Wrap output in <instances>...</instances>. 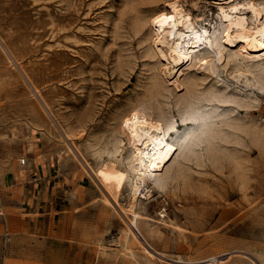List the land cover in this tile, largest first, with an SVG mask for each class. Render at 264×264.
<instances>
[{
  "label": "rangeland",
  "instance_id": "obj_1",
  "mask_svg": "<svg viewBox=\"0 0 264 264\" xmlns=\"http://www.w3.org/2000/svg\"><path fill=\"white\" fill-rule=\"evenodd\" d=\"M166 1L170 0H0V264H134L96 250L97 245L118 250L125 221L102 212L95 184L66 159L63 146L45 130L49 125L37 117L21 78L26 80V75L39 89L36 94L29 86L35 95L32 101L42 107L46 102L45 118L69 145L79 140L64 136V130L101 127L137 99L151 114L159 104L171 116L176 129L171 137L185 133L194 123L174 105L177 93L143 95L146 79L140 74L138 37L127 36L128 19L115 40L110 23L101 20L114 18L124 4L151 11L162 9ZM179 1L211 29L217 11L213 0ZM121 48H130L137 57L125 74L119 71ZM127 52H122V60H127ZM224 71L219 81L199 74L202 83L194 88L195 103L202 105L217 133L215 157H209L202 142L195 149L202 153V163L179 158L183 175L162 188L148 182L151 191L141 198L140 210L150 226L138 227L154 247L147 248L157 262L177 264L179 258L187 264L218 251H229L221 256L224 261L244 260L247 254L230 250L264 249V90L248 83L251 75L241 78L228 68ZM261 78L264 81V75ZM217 85L226 87V94H203L206 86ZM29 138L35 150L30 155ZM19 158L31 162L27 173L19 168ZM40 166H48L44 171L56 176L55 209L38 211V196L27 203L10 188L14 176L20 185L32 183L31 173L40 172ZM112 190L121 201L127 199L126 186L114 184ZM141 264L147 263L141 259Z\"/></svg>",
  "mask_w": 264,
  "mask_h": 264
},
{
  "label": "bare ground",
  "instance_id": "obj_2",
  "mask_svg": "<svg viewBox=\"0 0 264 264\" xmlns=\"http://www.w3.org/2000/svg\"><path fill=\"white\" fill-rule=\"evenodd\" d=\"M213 2L217 5V11L211 29L201 23L205 22L204 18L192 14L179 0L166 1L162 9L151 11L124 4V8L121 7L114 18H101L103 24L110 23L112 40L118 37L125 18L128 19L127 36L138 37L137 47L140 50L139 58L142 60L140 74L146 79L142 88L143 95L158 96L166 91L169 94L170 91L177 93L174 105L180 114H187L194 123L181 135L177 133L171 137V132L176 133L174 122L171 116L161 110L159 104L155 107V113L151 114L149 107L137 99L125 111L111 118L112 122L109 120L101 127H81L77 131L69 129L67 132L64 130V136L79 140L78 143L71 142L69 145L53 123L45 118L49 110L46 102L42 107L40 102L36 104L32 101L35 95L29 86L36 94H39V89L26 75V80L21 78L32 97L28 99L32 102L37 117L49 125L45 130L63 146L62 152L68 156L66 159L76 164V168L95 184L98 191L96 200L102 212L109 215L115 213L125 221L118 250L110 251L105 246L97 245L96 250L101 255H111V259L124 257L134 264H141V259L147 264H166L165 260H154L149 251L154 247L146 241L138 227L143 223L150 226L149 218L140 210L141 198L146 199L151 191L148 182L162 188L170 180L183 175L179 158L188 157L202 163V153L197 154L195 150L202 142L210 158H214L218 151L214 146L217 133L212 127L210 116L202 110V105L195 103L198 84L202 83V77L199 78L198 75L204 76L203 79L214 77V80L219 81V72L228 68L232 73L237 72L241 78L251 75L252 80L248 83L257 84L261 91L264 90V81L261 78V75H264V0ZM100 27L104 28L103 25ZM126 44L129 47V44ZM94 47L97 48L96 45ZM122 52H127V60L121 59ZM117 56L120 58H117L120 74L133 69L137 57L131 54L130 48L118 49ZM9 66L15 68L14 61H11ZM188 89L190 91L186 94H179ZM226 89L218 85L206 86L203 94L222 95L226 94ZM27 142V154H33L34 143L30 138ZM19 165V168L27 173L31 162L26 164L25 159L19 158ZM114 184L127 187L125 201H121L114 194ZM149 228L152 236L153 231ZM231 251L232 254L245 253L247 256L243 257L244 260L231 258L224 261L220 258L229 251H218L194 262L191 260L192 263L187 264H264V249L258 246L235 248ZM175 263L183 262L178 258Z\"/></svg>",
  "mask_w": 264,
  "mask_h": 264
},
{
  "label": "crops",
  "instance_id": "obj_3",
  "mask_svg": "<svg viewBox=\"0 0 264 264\" xmlns=\"http://www.w3.org/2000/svg\"><path fill=\"white\" fill-rule=\"evenodd\" d=\"M47 168L48 166H40V172L33 171L31 173V180H33L32 183H24V185H20L19 182L15 180L16 177L14 176L13 179L15 182L10 186L11 190L16 193V196L21 201H27L28 203V199L33 198L34 200L35 195L38 196L37 205L34 203V205L37 206L38 211H40L42 207H45L44 209H55L58 206V204L56 203V198L59 195H57L56 193L58 191L55 190L57 184V182L55 181L56 176L52 175L51 170L49 173V169L47 171H44ZM40 174L42 175V178L38 179V175ZM20 176L21 173L19 177ZM56 213L57 211H55V214Z\"/></svg>",
  "mask_w": 264,
  "mask_h": 264
}]
</instances>
